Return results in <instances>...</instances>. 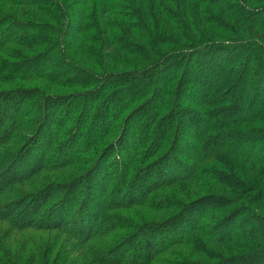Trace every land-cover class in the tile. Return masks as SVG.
Here are the masks:
<instances>
[{
    "label": "rangeland",
    "instance_id": "374dc122",
    "mask_svg": "<svg viewBox=\"0 0 264 264\" xmlns=\"http://www.w3.org/2000/svg\"><path fill=\"white\" fill-rule=\"evenodd\" d=\"M106 1L109 2L107 23L122 21L123 15L111 17L112 12L124 13L137 2ZM139 1L142 6L150 4L149 0ZM218 1L220 4H210L215 23L208 26L217 35L212 38L215 44H223L218 41V34L229 41L258 37L264 43V17L257 18L256 32L248 35L243 17L234 15L238 0ZM54 2L56 0H0V96L18 91L8 100L15 108L13 119L10 117L6 126L13 125L0 134V137L6 135L0 140V174L4 172L2 176L7 175L9 179L3 185L0 176V209L4 205L23 202L14 212L4 217L0 215V264H120L90 259H113L106 249L122 245L139 226L149 223L156 226L176 218L188 207L191 209L178 224L170 227L172 232L166 233V230L164 234H157L163 238L180 236L179 230L186 222L191 223L192 219L193 223L202 214L200 218L204 224H221L227 220L228 226L214 232V236L229 230L231 235L225 242L205 241L202 248H195L182 238L165 252L157 253L149 264H216L214 261L220 260L219 257L234 260L236 255L249 253L251 249L240 248L242 240L232 235L237 234L245 241L255 236L251 234L255 229L250 225L251 220H248L247 228L239 225L246 222L245 209L240 210V201L229 203L227 200L229 197L236 200L243 186L256 187L252 196H258L257 200L261 202L254 213L264 216V164L256 165L248 157L230 152L229 155L217 153L212 159L202 161L203 141L198 136L203 126L202 134L207 133L209 137L208 126L214 129L221 122L228 111L227 103L234 108L229 114L231 117H236L242 110L245 120L255 110L261 111L257 119L254 116L255 121L246 120L238 126L231 125L230 129L238 127L232 130L246 132L264 127V80L261 83L251 77L248 84L232 82L235 69H248L245 63L235 62L225 50L207 53L204 48L202 54L193 55L182 66L170 63L164 72L160 68L163 73L154 76V86L150 88L145 89L141 82L134 81V84L142 85V90L137 95H130L129 87L133 82L115 77L105 84L85 77L80 71L74 73L59 66L54 59L62 58L97 76L135 74L144 68L143 62L146 63L147 58L155 59L160 55L155 54L157 47H165L162 43L157 46L164 31L156 33L159 37L153 34L154 17L148 16L141 23L134 19L129 22L131 19L126 18L131 25L130 30H124L126 34L130 31L131 36L128 34L127 39H124L123 31L114 30L109 24L112 33L111 39L106 40L109 48L98 33L80 32L85 21L71 12L73 10L68 11L71 23L80 21L82 24L77 30L72 27L62 29L64 17L51 5ZM189 4H192L191 9L194 8V1ZM199 4V9L206 7L205 3ZM249 5L253 4L247 5L251 8ZM83 7L85 5L77 9ZM86 9V12L82 11L90 16L91 5ZM167 9L171 10L169 4ZM99 14L93 11L91 17H99ZM216 22L219 28L215 26ZM144 23L150 28L143 26ZM181 32L184 33V29ZM147 34L155 36L156 41L146 39ZM166 35L170 36V31ZM117 39H124L127 46ZM61 44L66 57L62 53L55 55ZM215 63L225 65L227 90L235 94L242 92L244 95L240 100L234 98L232 92L230 96L220 93L214 97L217 76L208 66ZM262 74L264 77V70ZM177 79L185 83L182 92L177 91ZM112 95L113 98H109ZM250 97L255 101L251 102ZM45 98L49 103L43 101ZM117 100L121 102L117 103ZM41 103L46 105L45 112L38 114L36 106ZM178 104L187 110V115L180 119ZM209 105L219 106L209 108ZM169 112L173 122L162 120ZM192 114L199 117L200 128L189 120L188 116ZM219 136L224 144L234 145L260 160L264 158V145L255 146L254 138L246 145L234 137ZM198 156L199 159L194 158ZM31 168L35 171L24 176ZM161 168L164 171L161 180L166 183L145 189L156 181ZM14 175L23 176L15 179ZM138 175L141 178H136L132 185ZM71 184H77L72 191L67 189ZM47 188L52 192L45 198L46 204L41 205L39 212L29 214L31 209L26 208L27 201ZM129 197L136 200L127 203ZM251 212L249 208L248 213ZM36 214L41 220L36 218L31 219L30 224L25 223ZM43 220L46 225L41 224ZM85 224L95 229L93 233L98 231L93 239L97 244H103L102 250L96 248L90 259L84 246L89 247V241L93 239H80L86 233ZM106 224L109 226L105 227ZM154 236L152 240L157 243L158 238ZM253 264L264 262L260 260Z\"/></svg>",
    "mask_w": 264,
    "mask_h": 264
},
{
    "label": "trees",
    "instance_id": "16d2710c",
    "mask_svg": "<svg viewBox=\"0 0 264 264\" xmlns=\"http://www.w3.org/2000/svg\"><path fill=\"white\" fill-rule=\"evenodd\" d=\"M65 1L69 3H64L63 0H59V1L56 0V2L51 4L57 10H59L60 15L64 17V19H62V29H65V30L69 27L70 28L72 27V30H77L80 23L82 24V22L80 21L79 22L76 21L74 25L71 23L69 19L71 18L70 12L68 11L73 10L71 12L79 16V18L82 19V21H85L83 23V26H80V29H79L80 32L98 33V35H100L103 41H106L107 39L109 40L111 39L112 33H111V29L108 27L109 24L113 25L114 30L117 29L119 31L120 30L123 31V37L124 39H127L126 36H128V34L130 35V31H128V34H126L125 31H127V29L130 30L131 28V25L129 24V22H132L134 19L136 22L141 23L142 21L147 19L148 16L154 17L152 28L154 29L153 34H155V36L159 37L160 35H156V33H161V31H164L162 33L163 37L162 36L160 37L157 43V46H161L160 44L162 43L163 46L165 47H161L160 49L159 47H157L158 49H156L155 51V54L158 53V55L159 54L160 55L155 59L147 58L146 59L147 62L146 63L143 62V64H145L143 66L144 68L135 74L122 73V74H117V75L109 74V75H102V76L98 75L97 76V74L93 75L91 73L84 72L78 67V65L75 66V64H70V62H67L62 58L54 59V62L58 63L59 66L67 67L70 70H73L74 73L75 71H78V72L80 71V73H82V75H84L85 77L98 80L99 82L101 81L102 83H105V84H107L106 82H109L110 79H114L115 77H117L118 79L124 82L126 81H129V83L133 82V84H130V87H129L130 93H131L130 95H137V93L140 90H142L141 89L142 85L140 86L138 84L139 82L143 84V88L145 89L154 86V76L159 73H163L167 65L171 63L173 65L182 66V64L184 63L186 64L188 59L192 57L193 55L202 54L203 52L201 51L202 49L205 48V50H207L206 51L207 53H209V51L214 52V51L225 50L227 52H230L235 62L243 61L245 63V66L248 69L240 70L239 67H238V70L235 69L234 71L235 76L232 82L241 81L242 83L248 84L252 80V78H256L257 82L261 81V83L264 80V77L262 74V71L264 70V43L261 41L260 38L256 37V38H249L246 40L241 39L240 41H229V40H224L222 36L218 34L221 40V41L220 40L218 41L223 44H215L214 43L215 41L212 40L213 36L214 35L217 36V35L215 34V32L210 30V28L208 27L209 24L211 25L213 24V22L215 23V19L211 17L212 9L210 8L211 6L210 4L215 3V2H217V4H220L218 0L217 1L216 0L215 1L214 0H161V1L154 0V3L152 2V0H149L150 2L149 6L148 5L142 6L140 1L137 0V2L134 3V5L130 7V9L126 10L124 13L119 12L118 14H114L115 11L112 12L113 15H111V17L114 15L117 16L118 18L121 15H123L124 17L122 21H120L119 19V21H117L116 23L115 22L107 23V20L109 19V16H108L109 9H107L106 6L107 5L109 6V2L106 0H65ZM144 1L148 2V0H144ZM191 1L195 2L194 8L192 9L190 8L192 4H189L191 3ZM199 3H205L206 7L199 9L200 7ZM237 3H238L237 5L239 6H237L236 13H234V15L243 17L242 18V21H244L243 23L247 24L246 33L248 35H251L254 32H256L255 27L258 23L257 18L264 17V0H238ZM89 4L92 7L91 15L93 11L99 12L100 13L99 17H91V15L89 16L88 14L85 13L87 10L86 7ZM112 4L116 5L114 2ZM167 4H169V6L171 7V10L167 9ZM248 4H253V5L251 6L249 5V7L251 8H248L247 7ZM82 5H85V8L83 7L81 8V10H78L77 8H79ZM82 10H85V12ZM202 11L204 12L201 13ZM105 16H108V17L104 18ZM126 18H130L131 20L128 22ZM193 21L195 24H193ZM179 24L182 25L181 28L176 27V25H179ZM217 24L218 23L216 22L215 26L219 28ZM143 26H146L147 29L150 28V26L148 24L145 25V23ZM182 29H184L185 31L184 33L183 32L180 33ZM169 31H170L171 38L169 35H166L167 32ZM175 32H177L176 35H175ZM187 33L190 35H188ZM147 35H145L146 39L151 40L153 42L156 41L155 36L153 35L147 36ZM124 39H121V40L117 39V40L119 42L121 41L122 43H124ZM204 39H208V40L204 41ZM124 44L127 46L126 43ZM105 45L110 48L108 41H106ZM168 46H173V48L170 49ZM62 49H63V45L61 44L58 46V53H56L55 55H60V53H62V56L66 57L67 54ZM209 67L211 69L210 72L217 76V87L215 91L213 92L215 96L214 95L213 96L216 97L217 95H220V93L222 96H224L225 94H229L230 96V93L232 91L227 90L228 87H226V85L228 84V82L227 84H225L227 80H224L226 77L225 65L221 63H215L211 66H208V68ZM160 68H162L163 72L160 70ZM8 76H12V75H8ZM134 76H136L137 78ZM134 81H138V83L134 84ZM183 89H185V83H183L182 80L179 81V79H177V91L180 90L182 92ZM17 92L13 94L8 93V94H5V96H0V134L5 132L4 130L5 128L8 129L9 126L11 127L13 125V123L12 124L10 123V125L6 126V122H8L11 118L13 119L12 113H13V108H15V106L12 107V105L10 104L8 100L11 97H13V95H16ZM231 94L234 98H237V100H240V98H242V95H244L242 92L238 94H235L232 92ZM95 96L98 97L99 93H95ZM109 98H113V95L109 96ZM114 100H116V98ZM249 100L251 102L255 101L252 97H250ZM43 101H45L46 103H49L48 98H45V100ZM214 101L219 102L220 100L217 101L216 99H214ZM118 102L120 103L121 101L117 100V103ZM44 103H41L39 106H36V109L38 110L37 111L38 114H42L45 112L46 105L44 106ZM227 105H228V111L225 112L221 122H219V124H216L214 126V129L210 126H208V128L206 127L207 128L206 132L210 133L209 137H207L208 136L206 135L207 133L204 135L202 134L203 126H201L199 123L200 121L199 117L195 114L188 116L189 120L193 121V124L196 127L200 128L199 126H201L200 131L198 130L199 131L198 138H200V140L203 141L204 154L201 156L200 160L202 159V161H205L206 159H212L214 155H217V153H221L222 155H225V154L229 155V152H230L231 154L248 157V159H250L256 165L264 164V158L260 160L258 159V157H254V155H252L251 153L245 150L236 149L237 147L234 145L230 146V145L224 144L219 139L220 137L219 135L223 134L228 137H234L238 141H241L242 143L249 145L250 142L248 140L254 138V140H256L257 142L255 146L260 147L264 145V127L259 128L257 130L249 129L246 132H243L241 129L232 130L238 127H234L230 129L231 125L238 126L242 122L255 121L254 118L256 117L257 119L261 111L255 110V112L252 113L251 116H249L247 119L244 120L245 114L242 110L238 111V114L236 117L229 116V114L231 113V110H233L234 108L230 105V103H227ZM176 106L179 109L178 119H180V117H184L187 115L186 108H184L180 104ZM216 106H219V105H209V108L216 107ZM164 119H168L170 122L174 121L173 120L174 118L171 112H169V114L162 120ZM220 128H223V129L219 130ZM5 137L6 135H3L2 137H0V140L4 139ZM194 158L199 159V156L194 157ZM183 164L181 165V168H182L181 170L185 168ZM34 167H36V164ZM258 167H262V166H258ZM34 169L35 168H31L27 170L24 173V176L29 175L30 173L35 171ZM145 172H147V170ZM17 173L18 172H16L15 174ZM3 174L4 172L1 173L0 176H2ZM22 176L23 175H20V176L14 175V178L18 179L19 177H22ZM138 176L135 177V179H133L132 185H134V180L136 181V178H141L140 175ZM162 176H164V171L161 168L157 174L156 181H154L153 183L152 182L149 183V186L148 187L146 186L145 189H148L151 187L155 188L160 185L162 186L164 183H166V181L161 180ZM7 178H8L7 175H5L4 177L2 176L1 184L3 185L7 184L9 180V179L7 180ZM76 186L77 184H71L70 186H67V189L72 191ZM255 188L256 187H253L250 185L243 186V191L239 193V195H237L236 200L234 199V197H229L227 200V202L229 203L233 201L234 202L240 201V203L238 204L240 207V210L242 211L243 209H245L244 211L246 214L245 216L246 222L244 221L243 223L239 224L242 228H247L249 225L248 220H251L250 225H252L255 229V231L251 233V234H255V236H251L253 238H249V239L244 238L245 239L244 241L241 236H238L237 234H234V233L232 235L234 238H237L238 240L240 239L242 240L241 245H240L242 247L240 248H242L243 250L251 249V251L247 253L246 255L242 253L240 255L234 256V260L228 259V258L221 259L222 257H219L218 259L220 260L214 261L216 262V264H231L233 262L234 263L239 262L240 264H253L255 262L258 263V261L260 260L264 262V216H260L259 214L257 215L256 213H254V211H256V208H259L260 202H261L257 200L258 196H252V193L255 191L254 190ZM232 191L233 190H231L230 188V193ZM51 192L52 190L47 188L44 192L39 193L38 195L34 196L32 199L28 200L27 202H29L28 203L29 205H27L26 208L28 210L31 209L30 211L31 213L29 214L32 215V213L35 214V212H39L41 209V205L45 201V198L48 195H50ZM236 194L238 193L236 192ZM233 195L235 196V192L233 193ZM134 200L136 199H132V197L131 198L129 197L126 200V202L130 203V202H134ZM252 202H254L255 205H252L253 204ZM22 204L23 202L19 203L18 205H16V203L4 205L0 209V215L4 217L5 214L14 212L18 208V206H21ZM44 204H46V202ZM248 207L252 209L251 213H248L249 211ZM263 208H264V204H263ZM188 209L189 207L187 208V210ZM186 211H183V213H180V215H178L176 218L164 221L161 224H156V226L151 225L150 223L139 226L136 232L132 236H129L127 239L124 240L122 245H119L118 247H115L113 249H110V248L106 249L107 254L114 256L115 258V259L113 258L114 260L113 259L110 260L109 257H100V258L92 257L91 258L90 255L97 250L96 248H98L99 250H102L101 247L103 245L102 242H99L97 244L96 240L93 239L98 233V231H96L95 233L92 232L95 229H91V227H88L85 224L84 230L86 233L80 239H84V238L85 240H88L89 238L90 240L93 239L92 241H89L90 242L89 247L86 245L84 246V244H86V241L82 242V244L84 243L83 246L88 254L89 259L91 258L90 261L91 260L92 261L98 260V262L114 261L115 263H120V264H149L153 259H155V256L157 253H159L160 251L165 252V250L168 249V247L171 244L179 243V240H183L182 238H185L184 240H186V243H189L190 245H195L194 246L195 248L198 246L202 248L204 246L203 243L205 241H212V242H215V244L216 242H221L222 240L223 242H225L224 240H227V237L231 235L232 231L229 230L223 234L218 233V235L214 236L213 234L214 232H218V230L221 229L224 225L228 226L226 225L227 220H224L225 223H221V224L220 223L219 224L218 223L204 224L203 219L200 218L202 214L200 215L199 218L195 219L193 223H192V219H191V223L186 222L183 228L179 230L181 234L180 236L175 235L174 237L163 238L159 236V234H157V233L164 234L166 230H168V232L166 233L172 232L170 227L175 224H178L177 223L178 220L185 216L184 214ZM100 214L101 212L98 213V217ZM59 215L60 214H58V218L60 219L61 217H59ZM27 216H28V213H27ZM36 218L41 220L40 216L36 214L35 216L33 215L32 217H29V222H25V223L30 224L31 219L33 220ZM42 222H43L41 223L42 225H46L45 224L46 222L44 223V220ZM107 226L109 225L106 224L105 227ZM113 227L114 225L110 226V229ZM154 234H156L157 236H154ZM153 236L156 237V239L158 238L157 243H155L152 240ZM137 240H140V241L136 242ZM134 242L136 244H134ZM88 249H91V250H88ZM100 254L101 256H104V253L102 254L101 252ZM230 260H233V261H230ZM192 264H195V263H192Z\"/></svg>",
    "mask_w": 264,
    "mask_h": 264
}]
</instances>
